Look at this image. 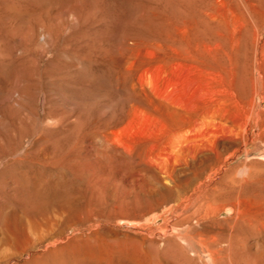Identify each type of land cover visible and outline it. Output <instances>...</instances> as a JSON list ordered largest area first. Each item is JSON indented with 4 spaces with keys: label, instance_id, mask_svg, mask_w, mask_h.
Segmentation results:
<instances>
[{
    "label": "rangeland",
    "instance_id": "1",
    "mask_svg": "<svg viewBox=\"0 0 264 264\" xmlns=\"http://www.w3.org/2000/svg\"><path fill=\"white\" fill-rule=\"evenodd\" d=\"M254 29L264 31V0H0V198L18 209L0 208V228L23 239L24 221L36 222L34 209L57 192L30 176L44 168L30 163L37 153L55 167L64 158L69 172L67 225L7 264H264ZM175 64L221 121L199 130L214 136L208 150L164 151L169 118L132 111V84ZM140 171L173 185L149 188Z\"/></svg>",
    "mask_w": 264,
    "mask_h": 264
},
{
    "label": "bare ground",
    "instance_id": "2",
    "mask_svg": "<svg viewBox=\"0 0 264 264\" xmlns=\"http://www.w3.org/2000/svg\"><path fill=\"white\" fill-rule=\"evenodd\" d=\"M254 32H255V29H254ZM257 32H255L253 34L254 35L253 38L255 40V48H256V50H255L256 54H255V59H254V69L260 68L261 63L264 62V31H262L260 33L259 32L257 33ZM178 66H180V65L179 64L171 65V67L169 69L170 73L169 72L167 73V70L166 71H162L163 73H161V74H156V73L159 72V71L157 72L156 70H155L156 73L155 72H152V73L149 72L150 74L148 75V78L147 79L145 78L143 80V82L140 81L138 83L132 84L131 95H130V96H132V99H133L132 101H134V106H131V107H133L132 111H134V114H138V115L141 114V115H143L146 118H151V120H153V119L156 120L157 117L160 118L161 116H165V117L169 118V120H170L169 124H166L163 121H162L163 123L160 122L161 126H163V128L165 130V132L163 134V137L160 140V142L162 143V148L164 149V151H166L168 148H172L173 151L171 153H174L175 151H177V150L174 151V148L175 149L176 148H179V149L183 148L182 152L184 150H187V152H190L191 149L193 151V148L197 149V151H201L205 146L207 147L208 144H213L215 142V139H214V136L212 135L211 132L205 131L207 133L202 134L203 132L201 133V131H200V133H199V130H201V129H207L208 130L209 127L219 126L221 124L220 123L221 121H215L216 120V112L214 110V104H211V102H210L209 104H205L204 105L201 102L203 100L201 95H200V93L203 91V88H202L203 86H200L201 84L199 85V84H196V83H192V82H190L188 80L185 81L183 79L185 76L182 77L183 80H179V77L177 78V73H178L177 71H178V68H179ZM181 76L182 75L180 73V77ZM253 77H254V75H253ZM258 78L259 77L256 78L257 81L255 82L254 87L252 85L251 86L252 89L248 90V91H251L250 94L248 93L249 96L251 95L250 102L256 96H258V95L261 96L262 94H264V90L261 89L263 81L262 80L260 81V79H258ZM250 80H252V79H250ZM253 81H255V79H253L252 82ZM251 87H249V88H251ZM203 94L205 95V93H203ZM200 102H201V104H203L202 106H201ZM204 102H206V101H204ZM254 102H256V101H254ZM251 104H252V102H251ZM256 111H257V109H256ZM136 116H134V117H136ZM232 119H234V118H232ZM248 122L245 121V123L242 126L246 130H247L248 126H249ZM225 130H227V129H225ZM223 131H224V129H223ZM223 131H220V132L223 133ZM230 131L232 132L234 130L231 129V130H229V132ZM263 132H264V122H262L260 134L263 133ZM25 134L26 133H24L23 135H25ZM220 136H222L221 133H220ZM98 138L100 139V142H103V141H101L100 137H98ZM103 143H107V142H103ZM161 143H158V145L161 144ZM18 145H19V143H18ZM209 147H210V145H208L207 150H208ZM212 147H213V145H212ZM101 148H102V146H101ZM245 148H246V146H245ZM1 149H3V148H1ZM20 151L21 150L19 149V147L15 146V147H12V148L8 149L6 154L9 155L10 157L17 156L18 154H20ZM168 152L169 151H167V153ZM3 153H5V151ZM28 153H29V151H26L24 153V156H27ZM194 153H196V152H194ZM50 154L51 153H48L47 151L46 152L45 151H43V152L41 151L40 153H37L38 156L35 155L34 159L30 160V163L32 165H37L38 167L40 165L42 167L44 166V168H41V167L33 168V169L30 168L28 170V172H29L30 176L35 181H38V182L39 181H45V182L46 181L47 182L51 181L53 183V186L56 188L57 192H52V194H50V195L47 194L48 196L45 197V199L43 200L42 204L40 206H37L36 209H34V211L36 212V216H37V221L36 222L30 223V221L29 222L27 220L24 221L23 228H24V232L25 233L21 235L23 237V239H21V237L19 238L15 234H13V232H11L7 227L0 228V234H2V237L4 238V239L2 238V240H1V237H0V262H3V263L7 264L8 262H10V260L15 259L16 257H21L24 252H27L29 249H31L34 246H36L37 242H40V241H43V240H46V241L50 242V240L53 239V234L58 229H60L63 226L67 225V221H69L68 220L69 208H68V196H67V187H68L67 185H68V177H69L67 175H68L69 172H68V169H67L66 162H65L64 158L60 159L59 160L60 163L55 167L53 161L51 160V157H50L51 155ZM164 154H165V152H164ZM184 154H185V152H184ZM191 154H193V153H191ZM154 155H156V154H154ZM213 155H215V154H213ZM164 156H165L164 158L166 159V161H168L170 164L173 163V162H171V157L170 156H167L166 154ZM150 157L151 156H149V158ZM174 157H175V155H174ZM180 158H182V156H180ZM203 158H204V155H200L197 160L200 162V160H202ZM161 159H163V157ZM21 160H22L21 158L11 159L10 162H9V165L14 166L16 164H19ZM152 160L153 159L151 158V161ZM178 160H180V159H178ZM197 160L195 158H191V161H193V162H196ZM220 160H222V159H220ZM181 161H177L176 160L175 162L176 163L177 162L178 163H183ZM156 162L160 163V161H155V163L153 165H155ZM187 162H189V161H187ZM219 162H218V164H219ZM174 165H176V164H173V167H174ZM156 166H159V164H157ZM156 166H154V167H156ZM53 168H54V170L56 172H53L54 171ZM160 168H162V167H160ZM217 169H218V167H217ZM164 171H166V170L164 169ZM244 171L245 170H244V167H243L239 172H240V174H243ZM163 172H162V174H163ZM140 173L141 174L137 177L138 182H142V183L146 182L148 184L149 188H151V187L152 188L163 187V186H166V185H168L170 183L172 184V181H173L171 176L168 175V174H164L158 179H153V178H151L150 175L148 176L147 174L143 173V171H140ZM194 176H196V175H194ZM5 184H6V187H7V189H5V196L6 197H10L11 194H10V192L8 193V191L12 190L14 186L9 184V180L7 182H5ZM135 185L137 187L139 186L138 184H135ZM76 201H78V200H76ZM0 208L4 209L5 211L6 210H13V209L18 211V209L15 207L14 202H12V201L7 202V201H5L2 198H0ZM12 213H13V211H12ZM213 213H214V211H213ZM59 232H61V230ZM182 234H183V232H182ZM16 240H18V241H16ZM13 245H14V247H13ZM64 250L65 249H63V251Z\"/></svg>",
    "mask_w": 264,
    "mask_h": 264
}]
</instances>
